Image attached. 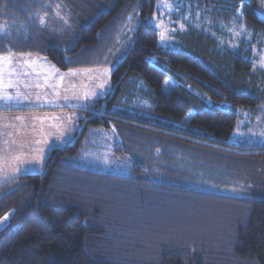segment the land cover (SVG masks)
Returning a JSON list of instances; mask_svg holds the SVG:
<instances>
[{"label": "trees", "instance_id": "obj_1", "mask_svg": "<svg viewBox=\"0 0 264 264\" xmlns=\"http://www.w3.org/2000/svg\"><path fill=\"white\" fill-rule=\"evenodd\" d=\"M162 1L0 0V54L112 69L69 110L72 139L0 185V264H264V147L245 143L264 127V0H176L167 45Z\"/></svg>", "mask_w": 264, "mask_h": 264}, {"label": "crops", "instance_id": "obj_2", "mask_svg": "<svg viewBox=\"0 0 264 264\" xmlns=\"http://www.w3.org/2000/svg\"><path fill=\"white\" fill-rule=\"evenodd\" d=\"M91 70L61 71L35 54H0V152L12 149L13 156L35 157L30 160L44 165L52 148L72 139L78 128L69 110L91 96L90 84L85 88L75 78ZM23 171L8 166L1 179L29 173Z\"/></svg>", "mask_w": 264, "mask_h": 264}, {"label": "rangeland", "instance_id": "obj_3", "mask_svg": "<svg viewBox=\"0 0 264 264\" xmlns=\"http://www.w3.org/2000/svg\"><path fill=\"white\" fill-rule=\"evenodd\" d=\"M175 3H177L176 0H163L161 4L167 6L166 10L163 11L162 14L159 15L158 18H160V20H157V16L154 18L155 19L154 23L159 32V41L162 45L170 44L173 40V38L171 37V34H172L171 27L173 23L175 24V21L172 20L171 18L175 10L173 11V8L170 5H175ZM263 15H264V7H263ZM111 73H112L111 68H101L97 70H91V72H86L83 75H80L79 77L75 78L79 81L78 85L83 84L85 88H88L90 84V92L88 96H91V97L90 99H88V101L87 99H85L86 103H91L95 100L97 101L99 97L104 98L111 91ZM100 92H103V93L99 96ZM94 95L96 96L93 97ZM75 100H77V97ZM240 133H241L240 130H238L235 132L234 136H237ZM245 143L248 145H258V146L264 147V127L262 128L261 132H252L251 135L250 134L246 135ZM13 153L17 154V151H13L11 149V152H10L9 149H4L2 152H0V185L6 181V180L1 179L2 178L1 174L5 173L8 166L11 167V169H15V170H25L23 172L34 171V170H37V168H38V172H40L44 167V165H41L40 163H39L40 165H37L38 164L37 160L36 161L30 160V159H34L35 157L25 158V157H20L17 155L13 156ZM8 154H12L13 157ZM87 159L88 157L84 156L80 162H82V164L87 165ZM116 159L117 158L113 159V157L110 159L107 154H104V158H103L104 164L103 166H101V168H103L102 170L109 171V172H115L114 170H119L120 164H118L119 161ZM87 166L89 167L92 165H87ZM92 168H96V167L93 165ZM19 172L17 173V176ZM205 205L206 204H201V206H205ZM222 205H225V204H222ZM229 205L230 204H228V206ZM218 213H219L220 221H213L212 223H210L209 227L206 230L198 233L199 235L203 236L212 231H216V230L219 231V229L223 228V226L226 225L225 223L227 219L229 218L228 217L229 213L226 212L227 215L223 214L225 212H218ZM200 216L204 218L206 217L205 214L203 215L201 214ZM3 223L4 221H0V227L3 225Z\"/></svg>", "mask_w": 264, "mask_h": 264}]
</instances>
